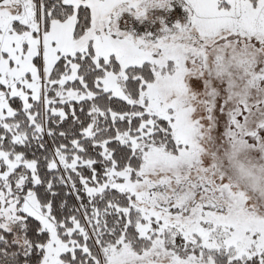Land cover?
I'll use <instances>...</instances> for the list:
<instances>
[{
  "label": "snow or ice",
  "instance_id": "1",
  "mask_svg": "<svg viewBox=\"0 0 264 264\" xmlns=\"http://www.w3.org/2000/svg\"><path fill=\"white\" fill-rule=\"evenodd\" d=\"M0 264H264V0H0Z\"/></svg>",
  "mask_w": 264,
  "mask_h": 264
}]
</instances>
